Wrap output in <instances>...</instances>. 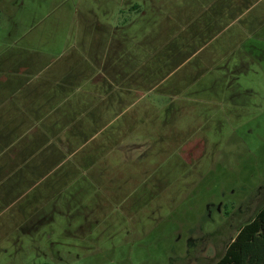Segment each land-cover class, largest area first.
<instances>
[{"label":"rangeland","instance_id":"obj_1","mask_svg":"<svg viewBox=\"0 0 264 264\" xmlns=\"http://www.w3.org/2000/svg\"><path fill=\"white\" fill-rule=\"evenodd\" d=\"M3 127L47 163L0 186V264H216L264 205V0H0Z\"/></svg>","mask_w":264,"mask_h":264},{"label":"crops","instance_id":"obj_2","mask_svg":"<svg viewBox=\"0 0 264 264\" xmlns=\"http://www.w3.org/2000/svg\"><path fill=\"white\" fill-rule=\"evenodd\" d=\"M223 8H227V5L224 6ZM205 10V9H204ZM203 15V13H199V14H194V16H192V19H189L188 21H183V23L181 24L180 28L177 27L178 29V34H180L179 36H172V38H170L169 41H165L167 42V44L162 45V47H169V44L171 42H175L177 40V44L179 46H184V47H188L191 44H194V42H197L198 39L200 37H202L203 33L209 32L210 27L212 26V24L215 21V17L213 15H211L205 22H200L199 23V17H201ZM197 18V19H195ZM176 26L177 24H173V26ZM188 37V39H187ZM164 49V48H162ZM114 73L117 74L118 78H120L121 81V85L124 87V91L127 92L128 91V85H129V80L131 79V76L128 74H120L118 71H116L113 68V72L112 75H114ZM119 73V74H118ZM51 78V77H50ZM68 80V81H67ZM71 79L70 78H65L64 82L59 83L58 86H55V88L60 89L63 92H66L67 90H71L72 89V85L70 84ZM53 85L57 84V81L54 80V82H52ZM48 103H51L50 100H48ZM58 108L54 107L52 109H48V113H49V117H55L53 119V123H58L59 121L64 120L66 117H64L63 115H61V113L57 112ZM44 112H46V109L43 110ZM25 111L24 110H20L19 114H23ZM33 116L37 117L36 114L39 113H35V110L32 111ZM87 113H89V111H87ZM66 114V113H64ZM59 115V116H57ZM68 115V114H67ZM90 117L92 118L93 121H96L98 119V116L94 113H89ZM39 123L41 122L40 120H38ZM51 123V122H50ZM52 123V124H53ZM22 123H19V126ZM8 129V127H7ZM4 127L1 128L0 131V146L4 145L3 147H0V153H3L4 156H7L10 154V156L5 159L1 164H0V172L4 170V176L2 177V175H0V186L2 187V191L5 194V190H4V184L10 180H12L15 176H18V173L21 169L28 167V171L27 174H23V176H21V178L19 179L20 182H17L14 186H18L20 184H22V182H25V178L28 176H31L34 171L37 170V168H39L42 164L47 163V158L41 159V158H37V151L35 150L34 152L31 153V151L27 150L26 145L25 146H20L19 148H16L15 150L9 152L10 148L13 147L15 143V141L12 140V136L13 134H18L19 131V127H16L15 129L9 128L7 132H4ZM7 133V134H5ZM78 131L74 132V134H77ZM9 135V136H8ZM7 136V137H6ZM10 137V138H8ZM16 140H19L16 139ZM68 141H66L67 143ZM50 143V141L48 142ZM29 147V146H28ZM38 147H40V145H38ZM37 152V153H36ZM50 157L49 154L47 153L45 155V157Z\"/></svg>","mask_w":264,"mask_h":264},{"label":"trees","instance_id":"obj_3","mask_svg":"<svg viewBox=\"0 0 264 264\" xmlns=\"http://www.w3.org/2000/svg\"><path fill=\"white\" fill-rule=\"evenodd\" d=\"M216 264H264V205L237 232Z\"/></svg>","mask_w":264,"mask_h":264}]
</instances>
